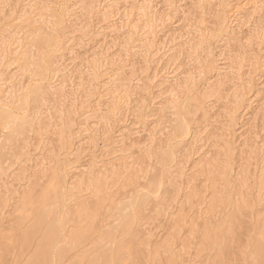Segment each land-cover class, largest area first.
I'll return each instance as SVG.
<instances>
[{
  "label": "bare ground",
  "instance_id": "6f19581e",
  "mask_svg": "<svg viewBox=\"0 0 264 264\" xmlns=\"http://www.w3.org/2000/svg\"><path fill=\"white\" fill-rule=\"evenodd\" d=\"M68 1L63 0L62 14H57L51 0H14L11 12L7 10L11 1L0 0V15L10 12L7 20L13 22L6 24L7 30L11 29L6 33L9 35L0 37V222L11 201H16L11 205L12 224L0 227L1 257L9 256L17 248V254L13 253L16 264H183L182 254L189 255L190 242L198 235L199 254L202 251L212 254L213 251L211 257L206 253L209 259H201L198 264H230L233 255L227 245L231 242L229 236L234 240L235 230L241 231L250 225L248 219L243 220L248 218L245 214L254 211L256 204L257 209L264 203V141L258 140L256 124L260 111L255 103L258 99L253 100L260 92L252 83H255L256 76L264 74V0H197L196 7L201 11L216 9L214 29L202 34L204 31L196 28L199 30L194 32L199 36L192 33L195 37L191 35V38L195 40L192 39L187 48L183 45L178 57L173 58L165 56L167 41L162 37L163 42L157 40V33L162 32L168 13L155 10V0H140L139 5L132 3L121 13L119 5L126 0H80L74 5ZM163 3L169 11L175 7V0H163ZM120 14L125 18L128 30L119 47L124 54L136 49L133 55L139 56L144 64L140 73L145 75V81L141 85L137 84L139 79L133 68L126 72V65H123L126 62L121 64L119 59L122 56L117 62L111 58L108 60L106 39L124 27L117 29L114 26V18ZM204 20L200 18L195 25H204ZM48 23L50 28L62 26V32L57 34L53 28L46 31L43 25ZM249 24H253L252 30ZM244 27L251 31L249 36L248 32L243 33ZM76 33H79L78 39ZM62 39L63 47L60 46ZM84 39H89L91 48L96 50L88 57L83 55L80 60L78 50L83 47ZM23 40L30 41L29 51L33 47V54H27L28 50L17 52L25 43ZM231 41L238 42L240 48L233 52L235 54L229 48ZM43 49L46 51L42 59L37 54ZM182 53L187 64L194 63L198 70L196 74L187 73L179 84L175 80L165 91L167 99L162 110L175 116L172 122L173 134L178 140L175 149L160 146L156 153L151 146L143 145L148 140L149 144L155 142L154 134H148L150 139L147 136L145 141L146 136L140 139L139 130L131 131L126 140L136 138L135 142L132 139L134 145H131L138 151V156H130L131 151H128L133 148L130 145L125 151L126 159H119L117 165L101 166L100 156L113 150L112 135L120 126V118H126L125 110L131 97L138 95L143 100L136 119L141 123L145 118V96L151 95L152 81L164 68L177 67ZM77 61L80 62L76 64ZM13 66L20 78H8ZM80 67L88 70H84L85 74L87 72L85 78ZM25 75L35 78L29 89L22 86L21 77ZM243 77L246 83L239 88ZM75 78L78 79L77 89L79 87L81 91L72 89L73 82L77 81ZM10 80L7 91L4 85ZM201 82L203 87L199 88ZM254 93L252 99L250 96ZM183 96L187 97L184 104L181 103ZM212 99L222 102L221 116L226 121L220 125L222 129H218L221 135H213V139L218 138L224 143L222 150L220 148L222 158L214 154L218 159L205 161L199 168V174L204 177L201 178L204 188L210 190L206 214L203 215H208L207 218L204 216L205 219L217 218L220 214L217 212H221L217 210L222 209L220 205L224 211L226 208L230 211L224 221H203L201 226L198 221L196 226L193 219L200 220L198 216L203 215L197 213L193 218V213L186 211L192 216L188 214L192 222L185 224L186 228L189 225V237L181 241L179 252L175 253V240L187 222L184 205L192 207L197 200L201 206V197L203 201L206 197L205 189L197 191V183L193 185L188 181V187L192 188H186L188 195H183L185 198L181 204L177 201L185 165L199 149L201 138L197 131L203 123L205 127L210 126L209 109L212 106L208 110L207 107ZM198 111L202 112L203 120L193 129L191 124ZM99 129L106 137L102 150L94 140ZM46 133L54 141L48 140L47 147H43L48 150H44L46 156L39 161L38 169L27 175V163L32 161L30 137L37 140L33 148L38 150ZM228 137L232 140L230 143ZM85 139L86 143L83 142ZM246 147L249 152L244 162L242 157ZM237 151L240 163L233 159ZM85 157L83 164L81 161ZM132 159L133 164L130 163ZM153 160L158 168L154 171L151 167L155 173L152 171L148 183L141 187L139 180L146 181L147 173H150L149 163ZM14 167L10 181H7L9 171ZM22 182L25 187L18 191ZM249 188L256 191L253 201ZM117 190L128 193L125 201L115 200ZM201 209L200 213L204 211ZM253 217L251 215L249 221ZM162 218L168 219V230L163 238L155 237L154 241L149 228ZM259 218H255L258 221L254 219V224L251 221L255 236L246 264H264V218L258 223Z\"/></svg>",
  "mask_w": 264,
  "mask_h": 264
},
{
  "label": "rangeland",
  "instance_id": "374dc122",
  "mask_svg": "<svg viewBox=\"0 0 264 264\" xmlns=\"http://www.w3.org/2000/svg\"><path fill=\"white\" fill-rule=\"evenodd\" d=\"M9 1H11L10 2V4H9V7L10 8H6L8 11H12L13 9H14V0H9ZM80 0H69L68 2L71 4V5H74L75 3H78ZM127 2L126 3H124V1H121V4L122 5H119V7H120V10H119V12L121 13V12H123L124 11V8H127L128 9V6H129V8H130V4H132V3H134V4H141V2L143 1V0H141V2H140V0H126ZM177 1V2H176ZM51 2H53V4H52V8H54L55 9V11H56V13L57 14H62V9H63V7H62V2H63V0H51ZM196 2H197V0H175V7L174 8H172V10L171 11H169L168 9H166L165 7H164V3H163V0H155L154 2H153V6H155L156 5V8H155V10L157 9L158 10V12H162V11H164L165 13H168V20H166V22L164 23V28L162 29V32H158L157 33V40L159 39V40H161V37L163 38L162 40H166L167 41V47H166V49H165V52H166V54H165V56L167 55V56H169V55H171L170 57H174L175 55L178 57V51L180 50V49H182V46L184 45L185 46V48H187L186 47V45L187 44H189V43H191V42H193V40L192 39H194L195 40V38H191L192 36L191 35H193L192 33H196V32H194L195 30H199V29H201V31L200 32H202V30L204 31L202 34H206V33H208V32H212V31H209V30H213L214 29V25H212V24H214V19H215V17H214V15H216V9H214V7L213 6H211V7H213V9H211V10H208V9H204L203 11H201L199 8H197L196 7ZM25 3H27V1L26 2H24L23 4H25ZM129 4V5H128ZM165 8V9H164ZM7 10H6V12H7ZM168 11V12H167ZM10 12H7V13H5V14H1L0 16H1V19H3V17H4V19H3V21H0V37L1 36H3V35H5V36H3V37H7L8 35L6 34V33H8V32H10L11 31V29H9V30H7L8 29V24H10V23H13L12 22V19H10V21H9V19L7 20V15L10 13ZM198 13V14H197ZM210 13V14H209ZM170 14V15H169ZM173 14V15H172ZM4 15V16H3ZM121 15V16H120ZM120 15H118V16H116L115 18H114V26H115V28H117L118 29V27L120 28V27H122V26H124L121 30H120V32H115V33H113V34H111V37H108L107 39H106V42L108 41V60L110 59V60H113V61H118L119 59H121L122 60V63L121 64H123L124 62H126V63H124L123 65H126V67H125V70H126V72H128L129 70H131L132 68L134 69V71H135V73H136V75L138 76V79H139V82L137 83L136 81H134L133 83L135 84V83H137V84H139V85H141V83L142 82H144L145 81V75L144 74H142V73H140L141 72V70H143L142 68H143V66H144V64L141 62V59H140V57L139 56H136V54L135 55H133V53L134 52H136V49L135 48H133V49H131V50H129L127 53H125L126 55H127V57H125L124 55V53L120 50L121 48L119 47V44H122L121 42H122V38L126 35V32H127V26H125V18H123V15L122 14H120ZM5 17H6V19H5ZM49 18V17H48ZM200 18H202L203 20H204V25H200V26H197V25H195L196 24V22L198 21V20H200ZM0 19V20H1ZM48 20V19H47ZM49 23H52V22H50L51 21V19L49 18ZM118 21V22H117ZM8 23V24H7ZM49 23H48V25H49ZM253 23V22H252ZM6 24H7V26H6ZM47 25V24H46ZM46 25H43V26H45L44 28H45V30L46 29H48V30H52V28L55 30V32L57 33V34H59V33H61L62 32V26H59V27H52L51 26V28H50V25L48 26H46ZM120 25V26H119ZM248 26H250L249 27V29H251V28H253L252 26H253V24H249ZM48 27V28H47ZM195 28V29H194ZM196 28H199V29H196ZM249 29H247V27H244L242 30H243V33H245V32H248V30ZM158 30H160V28L158 29ZM252 30V29H251ZM47 31V30H46ZM49 31V32H50ZM143 31V30H142ZM190 31H191V33H190ZM187 32L189 33V34H187ZM249 32H251V31H249ZM249 32H248V35L247 36H249ZM123 33V34H122ZM125 33V34H124ZM139 33H141V31L139 32ZM23 34V33H22ZM22 34H20L22 37H23V35ZM197 34V33H196ZM247 34V33H246ZM251 34V33H250ZM79 33L77 34L76 33V39H78L79 38ZM245 35V34H244ZM243 35V36H244ZM20 36V37H21ZM194 37H195V35H193ZM199 35L197 34V37H198ZM19 37V38H20ZM166 38V39H165ZM88 40L89 39H84L83 41H82V45H83V47L80 49V50H78V53H79V55H78V57L80 58V60L81 59H83L84 58V56H89L90 55V52H92L93 50H96V48H91V47H93L91 44H89L88 43ZM161 40V41H162ZM25 43H22V45L20 46V50H18L17 52H20V53H22V52H26L27 50H28V52H26L27 54H33L34 53V50H32L31 51V49H30V51H29V48L31 47H29V44H31L30 43V41L28 40H23ZM113 41V42H112ZM189 41V42H188ZM163 42V41H162ZM112 43V44H111ZM238 43V42H237ZM235 41H231L230 42V44H229V48H230V50L232 51V54H235V53H233L234 51H237L238 50V48L239 47H237V44ZM89 44V45H88ZM115 44H116V46H115ZM118 44V45H117ZM63 45H64V40L62 39L61 40V44H60V46L61 47H63ZM110 45V46H109ZM135 45H137V44H135ZM184 46H183V48H184ZM211 46H212V48H213V43H211ZM24 47V49H22V48ZM176 49H178V50H176ZM239 50H240V48H239ZM45 51L46 50H44L43 49V51L42 52H39L38 54H37V56H39L40 58H44L45 57ZM164 52V51H163ZM183 52H185V51H183ZM238 52V51H237ZM84 55V56H83ZM133 55V56H132ZM185 54L184 53H182V55L179 57V59H178V61H177V64L176 65H178L177 67H175V66H170V67H167V68H164L158 75H157V77L152 81V88H151V95L150 96H145V111H143V115L145 116V118H143L142 119V121H141V123L138 121V120H136L137 119V115H138V112L140 111V108L142 107L141 105H142V102H143V100L142 99H140V97L138 96V95H133L132 97H131V99H130V102L128 103V106H127V109L125 110L126 111V113H125V117L126 118H124V117H121L120 119H121V121H119V127H118V129H116L115 131V133L116 134H114V135H112V137H114V139H116V141H114V139H113V146H112V151H110V152H108V153H106V154H103L102 156L103 157H101L100 156V165L101 166H106V167H108V166H111V165H117V163H118V160L119 159H126V149L131 145V143L133 144L136 140H134V139H136V138H131V140L133 139L134 140V142H133V140L131 141H129V140H126V137L128 136V134L132 131V132H138V130H139V136H140V139L142 138V137H144V136H146V137H144V140L145 141H147L146 139L149 137V135L150 134H154L155 135V137H154V140H155V142H153V143H151V144H149L148 142H149V140L146 142V143H143V145L144 146H148V147H150L151 146V149H152V151H154V152H156V151H158L159 149L158 148H160V146L161 147H163L164 148V146L166 147H168L169 149L171 148V150H172V147H173V150L175 149V147L174 146H176L177 144H178V140L177 139H175V137H174V134H173V126H174V124L172 123L173 122V120H174V118H175V116L174 115H172L171 114V112H169L168 110H162V108L164 107V105H165V102H166V92L168 91V89H169V84H173L174 82H175V80H176V82L178 83H181L184 79H185V77H187V73H193V74H196V71L198 70L197 69V67H194V63H188L187 64V62H188V60L187 59H185ZM82 56H83V58H82ZM119 56H122V57H120L119 58ZM166 56V57H167ZM119 58V59H118ZM128 60V61H123V60ZM55 60L57 61V54H55ZM78 62H80V61H77L76 62V64L78 63ZM83 62V61H82ZM186 65H187V67H186ZM116 66V65H115ZM115 66L113 67V68H115ZM134 66V67H133ZM175 67V68H174ZM194 67V68H193ZM11 69V71H10V73L11 74H9L8 75V78L9 77H14V78H16L17 76H18V78H20V74L18 73V70L17 69H15V67L13 66V67H11L10 68ZM79 69H83V71L85 70V71H87L88 72V70L85 68H82V67H80ZM79 69H78V71H79ZM77 70V69H76ZM246 70H247V68L245 67L244 68V72H246ZM81 71V70H80ZM85 71L82 73V76L84 77V74H85ZM87 72H86V74L85 75H87ZM164 72V73H163ZM75 73L76 74H78V72H76L75 71ZM18 74V75H17ZM28 74V73H27ZM76 74H74V76L76 75ZM151 74H152V72H151ZM76 76H78V75H76ZM159 76V77H158ZM164 76V77H163ZM86 77V76H85ZM84 77V78H85ZM147 77V76H146ZM150 77H151V75L148 77L149 79H150ZM258 77V78H257ZM257 78V79H256ZM256 78H255V83L254 82H252L253 83V85L256 87L255 88V90L257 89V92L259 93V94H257V96L253 99V97L252 96H255L256 94L254 93L253 95H251L250 97L253 99V100H257L255 103H256V105L258 106V110L260 111V114L258 115L259 116V120L257 121V124H256V130H257V132H258V134H257V136L259 137V141H264V117H263V114H264V74L263 75H260V76H256ZM260 78V79H259ZM34 79V80H33ZM30 78V75L28 76V75H25L23 78L21 77V82H22V86L25 88V89H29L30 87H31V85L32 84H34L35 83V78ZM147 79V78H146ZM32 80V81H31ZM75 80H77V81H75ZM75 82H73V86H72V89H74L76 92H77V90L78 91H81L80 90V88L78 87V89H77V85L76 84H78L77 82H78V79H76L75 78ZM11 81L12 80H10V81H7L5 84H6V86L4 85V87L5 88H7V91L10 89L9 88V86H10V84H11ZM17 81V80H16ZM210 81L211 82H213V78L212 77H210ZM259 82V83H258ZM178 83V84H179ZM245 83H246V80H245V78L243 77V82H241V84H240V86H239V88H243V86L245 85ZM258 83V84H257ZM262 83V84H261ZM75 84V85H74ZM201 84H202V82H201ZM200 84V87L199 88H202L203 87V84L201 85ZM260 84H261V86H260ZM74 87V88H73ZM77 90H76V89ZM263 90V91H262ZM166 91V92H165ZM81 94H82V92H80ZM79 93V97L80 96H82L81 94ZM84 95V94H83ZM249 97V98H250ZM258 97V98H257ZM81 98V97H80ZM182 100H181V103L182 104H184L185 103V101H186V99H187V97H185V96H183L182 98H181ZM138 100V101H137ZM139 102H140V105H139ZM219 102V103H218ZM215 101V99L213 100H211V104L209 103V105H208V107H207V110L209 109V107H210V105L212 106V107H210V109H209V114H210V116H211V118L208 120L209 122H210V126H208V127H205V124L203 123L202 125H200V128L198 129V131H197V133H199L200 135V138H201V142H200V144H198V150L196 151L197 152V154L195 153L194 154V156H192L191 158H190V161L185 165V168H184V179L182 180V182L180 183V185H179V187L180 188H182V189H180V193H179V195L181 196H179L178 197V203H180L181 204V202H183L184 200V198L185 197H187V193H188V191L189 190H187L186 188H192V187H188L189 186V184H187V182L188 181H191L192 183H193V185H194V183L196 182L197 183V185L195 184V189L197 190V191H201V190H203V189H205V190H203V192H205V193H203V192H201V194L203 193V195L205 194V202L202 200V197H201V201H202V205L201 206H199L200 204H198L199 202L197 201V204H196V201H195V203H193V205H192V207H190V206H187V205H184V207H183V209H184V212H186V211H188L189 213L190 212H192L191 214H192V216H193V218H194V216L195 215H197V213L199 214V215H203V213L204 214H206V211H205V208H206V204H207V202H209V200H208V198L210 199V196H209V194H210V190L209 189H206V188H204V182H202L203 181V179H202V181H201V178H204L202 175H200L199 174V168H200V166L205 162V161H208V160H214V159H218V158H220L221 157V153H222V151L220 152V148L221 147H223L224 146V143H223V141H218V138H214L213 139V135H214V137H216L215 135H221V133H220V129L219 128H221V126L220 125H222V123H223V125L225 124L223 121L225 120V119H223L224 118V116H221V114H222V110H224L223 109V104H222V102L221 101ZM257 102H258V104H257ZM138 103V104H137ZM254 103V104H255ZM64 104H67L66 106H68L69 104L68 103H66V102H64ZM253 104V105H254ZM137 106V107H136ZM140 106V107H139ZM261 109V110H260ZM262 109H263V111H262ZM149 110V111H148ZM257 110V111H258ZM258 111V112H259ZM42 112H43V114H46V112L44 111V109H42ZM145 112V113H144ZM160 113V114H159ZM166 113V114H165ZM202 112L201 111H198L197 113H196V115H195V117H193V122H192V124H191V127H193V129H194V127H195V125H197V124H199V123H201L202 122V118H203V116H202V114H201ZM263 113V114H262ZM162 115V116H161ZM221 116L220 118L218 117V116ZM136 116V117H135ZM165 116H166V118H165ZM135 119H134V118ZM159 117H162L161 119H159ZM263 117V118H262ZM123 118V119H122ZM168 118V119H167ZM217 118H218V120H217ZM125 119V120H124ZM127 120V121H126ZM136 121V122H135ZM144 121V122H143ZM149 121V122H148ZM166 121H168V122H166ZM226 121V120H225ZM146 123V124H145ZM149 123V124H148ZM166 123V124H165ZM122 124V125H121ZM140 124V125H139ZM93 126V125H92ZM139 126V127H138ZM167 126H168V128H167ZM95 127V126H94ZM131 127V128H130ZM143 128V130H142V128ZM171 127V128H170ZM120 129V130H119ZM135 129V130H134ZM140 129L142 130V132L140 131ZM219 129V130H218ZM222 129V128H221ZM130 130V131H129ZM171 130V131H170ZM120 131V132H119ZM101 132V133H100ZM151 132V133H150ZM153 132V133H152ZM195 132H196V130H195ZM156 133V134H155ZM100 134V135H99ZM122 134V135H121ZM149 134V135H148ZM95 135H96V138L94 139V140H96V143H97V147L99 148V150H102V148H103V145H104V141L105 140H103L104 138H106L104 135H102V131L99 129L98 130V132H96L95 133ZM125 135V136H124ZM104 136V137H103ZM122 136V137H121ZM142 136V137H141ZM148 136V137H147ZM212 136V137H211ZM49 137V138H48ZM128 138V137H127ZM148 139H150V137L148 138ZM227 139V141H228V143H230V141H232L231 139H230V137H228V138H226ZM48 140H53L54 141V138L52 137H50V135H48L47 133L43 136V140H42V144H41V146H40V148L37 150H34V145H36V139H34L33 137H30V143H31V145H30V147H29V149H30V157H31V159H32V161L30 162V163H27V167L26 168H28L27 169V175H29L30 173H32L34 170H37L38 169V164H39V161H42V159L44 158V156H46V152H48V150H47V148L46 149H44V150H46V152L43 150V147H47V144H48ZM120 140V141H119ZM139 139H137V141H138ZM141 140H143V139H141ZM216 140H217V142H216ZM86 139L83 141V142H85L86 143ZM111 141V140H110ZM122 141V142H121ZM175 141V142H174ZM47 142V143H46ZM142 142V141H141ZM46 143V144H45ZM140 142L138 141V144H139ZM141 144V143H140ZM163 144V145H162ZM134 145V144H133ZM169 145V146H168ZM173 145V146H172ZM132 146V145H131ZM133 147V146H132ZM130 148V147H129ZM247 148L248 147H246L245 148V150L243 151L244 153H243V161L245 162L246 160H247V157H248V150H247ZM177 149V148H176ZM105 150H107V149H104V151ZM217 150V151H216ZM221 150H222V148H221ZM133 152V154L131 153V152ZM248 151V152H247ZM125 152V153H124ZM128 152H130V156H133L134 158H136L137 156H138V151L136 150V149H134V147L132 148V149H130ZM124 153V154H123ZM157 153V152H156ZM217 154V156H219L218 158H217V156H215V155ZM245 154V155H244ZM180 155H182V153L180 154ZM239 153H238V151L237 152H235V156L233 157V159H234V161H235V163H240V161H239V159H240V157H239ZM122 156H125L124 158H122ZM223 156V155H222ZM132 157V158H133ZM214 157V158H213ZM216 157V158H215ZM213 158V159H212ZM222 158V157H221ZM220 158V159H221ZM152 160V159H151ZM201 160V161H200ZM84 161H86V157L81 161V163H83ZM133 159H132V161L130 162L131 164H133ZM156 160H153V161H150V166L148 167V170L150 171V173L148 172L147 173V176L150 174L151 175V172L154 170L155 171V169L154 168H158V166L157 165H155V162ZM177 162H178V160H177ZM249 162V161H248ZM130 163H128L129 165H131ZM83 164H85V163H83ZM151 167H153V170H152V168ZM172 167H173V169H175L174 168V165H172ZM151 168V169H150ZM250 169H252L251 167H250ZM15 170V167L13 168V169H11L10 171H9V174H8V178L6 179L7 181H10V175H11V173L13 172ZM153 171V173H155ZM156 172H157V170H156ZM250 172L252 173V174H254V172L252 171V170H250ZM39 173V172H38ZM150 175L146 178V177H144V178H146V181H145V179L144 180H142L141 181V179L139 180V184H140V186H141V184H142V186L141 187H143L144 185H146L147 183H148V180L147 179H149L150 178ZM196 180V181H195ZM141 181V182H140ZM145 181V182H144ZM144 183H146V184H144ZM24 183L22 182L21 183V185H18V191H21L24 187H25V185H23ZM192 186V185H191ZM120 186H118V188H119ZM194 187V186H193ZM117 188V187H116ZM116 188H113L114 190H116ZM117 188V189H118ZM112 189V191L111 192H113L114 190ZM121 189V188H120ZM250 189V188H249ZM170 190V189H169ZM168 190V191H169ZM118 191V190H117ZM121 191V190H120ZM120 191H118L116 194L117 195H115V200L116 201H125V197L128 195V193H126V192H124V190L122 191V192H120ZM126 191V190H125ZM128 191H130L129 189L127 190V192ZM256 191H254L253 190V188H251L250 190H248V193H249V196H250V199L253 201V200H255V198H256V193H255ZM209 193V194H208ZM187 194V195H186ZM185 197H184V196ZM202 195V196H203ZM264 195V194H263ZM207 196H209V197H207ZM252 197H254V198H252ZM208 200V201H207ZM115 201V202H116ZM203 202L205 203V204H203ZM12 203H16V201L15 200H12L11 201V203H10V205L5 209V211L6 212H4L3 213V215H2V219H1V222H0V227H8L10 224H12V221H13V218H14V215L12 214V208H11V205H13ZM262 205H264V203H262L261 205H259V207L256 209V207L258 206V204H256V206L255 207H253V209H254V211H252V212H250L249 214H251L252 215V217L254 216L255 217V215L254 214H256L255 213V211H257V210H259V211H257V214H256V217L255 218H259V219H261V220H259V222L258 223H262V222H260V221H262V219L264 218L263 216V214H264V206H262ZM205 206V207H204ZM221 207H222V209L221 208H219L217 211H221V212H217V213H222L221 215L219 214V218L217 217V218H214V216H212L214 219H212L211 217L210 218H208V219H205V218H207L208 217V215H203V216H198V219H200V220H196L195 218L193 219V222L195 221L196 222V226H197V224L199 223V225L201 226V225H203V221H208L209 223H214L215 221H217V220H225L226 218L224 217L225 215H228V213H229V211H230V209L229 208H226V210L227 211H224L223 210V206L222 205H220ZM261 207V208H260ZM204 209V211L202 210V209ZM199 209H201V211H203V212H201L200 213V211H199ZM262 209H263V211H262ZM11 211V212H8V211ZM194 210V211H193ZM195 210H197L198 212H196ZM222 210L224 211V212H222ZM229 210V211H228ZM188 212H186V217L188 216ZM227 212V213H226ZM196 213V214H195ZM217 213H215V214H217ZM258 213L259 214H262V215H259L258 216ZM224 214V215H223ZM249 214H245V216L246 217H248V218H244L243 220H245V221H247V219H248V222L250 223V225H246L243 229L245 230H243V229H241V231H237L236 232V230H235V232H234V234L236 235L235 237H234V240L233 239H231L232 237L231 236H229L228 238L231 240V242H232V244H231V242H229L230 243V245L227 243V245L230 247V251H231V253H232V255L233 256H231L232 257V260H230V264H246L247 262H248V256H249V254H250V245H251V243L253 242V239H254V230H253V224L256 222V221H258V219H255L254 217L252 218V220H250L249 221V219H251V218H249L250 216H249ZM190 215V214H189ZM211 215V214H210ZM209 215V216H210ZM213 215V214H212ZM191 215H190V217H192ZM204 216H205V218H204ZM223 216V217H222ZM190 217H187V219L185 220V222L186 223H184V225L185 224H189L190 222H192V218H190ZM262 217V218H261ZM203 218H204V220H203ZM256 221H255V220ZM191 220V221H190ZM201 220H202V224H200V222H201ZM212 220V221H211ZM214 220V221H213ZM264 220V219H263ZM197 221H198V223H197ZM245 221H243V223L245 222ZM251 221H252V223H251ZM248 222H246V223H248ZM156 224V225H155ZM153 226H151L150 228H149V230H150V232L153 234V240L154 239H156L155 237H162L164 234H166V231L168 230V227H167V224H168V219H164V218H162V219H160L159 220V222H156ZM198 225V229H200L201 227ZM244 225V224H243ZM185 227V228H184ZM184 227H182V230H180V232L181 233H179L180 235H178L177 236V239L175 240V244H174V247H173V249H175L174 250V252L175 253H178L179 252V249H180V245L182 244V240L184 239V241L185 240H187V237H189V231H187L188 229H189V225H187V228H186V225L184 226ZM148 228V227H147ZM249 229V230H248ZM237 233V234H236ZM197 236V237H196ZM195 237H196V240H192V242H190L192 245H191V250L189 251V255L187 256L185 253V255L184 254H182V262H183V264H198V262L197 261H205L204 259H207V257H208V259L213 255V251H212V254H211V252L210 253H207V252H203L202 251V253H203V255H204V257H203V255H202V253H200L199 254V247L200 246H198V242L200 243V241H199V236L198 235H196ZM164 237V236H163ZM162 237V238H163ZM195 237H193L194 239H195ZM240 240H239V239ZM228 239V240H229ZM238 240V241H237ZM155 241V240H154ZM182 241V242H181ZM189 241H191V239H189ZM189 243V244H190ZM237 244V245H236ZM237 246V247H236ZM238 246H240V247H238ZM198 247V248H197ZM197 249H198V252H197ZM187 251V252H188ZM11 252H13V253H15V255L17 254V248L14 250V251H11ZM186 252V253H187ZM1 253V252H0ZM13 253H11V254H9V256H5V257H1V255H2V253L0 254V264H13V262L15 261L14 260V257H15V255H13ZM197 253H198V255H197ZM206 253L207 254H210V257L208 256V255H206ZM188 254V253H187ZM195 254H196V257L197 258H195ZM4 255H6V254H4ZM3 255V256H4ZM8 255V254H7ZM184 258V259H183ZM196 259V260H195ZM198 259V260H197ZM202 259V260H201ZM16 262V261H15ZM14 262V263H15ZM195 262V263H194ZM16 264V263H15ZM19 264H24V263H21V262H19Z\"/></svg>",
  "mask_w": 264,
  "mask_h": 264
}]
</instances>
